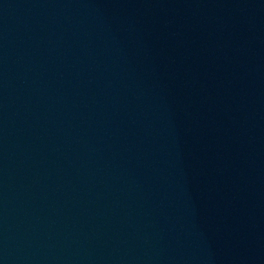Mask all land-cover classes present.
Masks as SVG:
<instances>
[{"label": "water", "instance_id": "obj_1", "mask_svg": "<svg viewBox=\"0 0 264 264\" xmlns=\"http://www.w3.org/2000/svg\"><path fill=\"white\" fill-rule=\"evenodd\" d=\"M0 264H264L249 0H0Z\"/></svg>", "mask_w": 264, "mask_h": 264}]
</instances>
